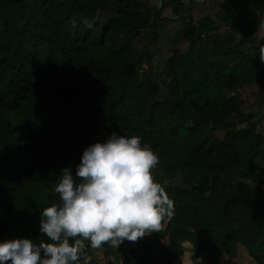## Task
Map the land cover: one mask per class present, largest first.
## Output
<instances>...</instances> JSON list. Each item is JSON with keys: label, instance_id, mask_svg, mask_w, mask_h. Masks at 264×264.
<instances>
[{"label": "trees", "instance_id": "16d2710c", "mask_svg": "<svg viewBox=\"0 0 264 264\" xmlns=\"http://www.w3.org/2000/svg\"><path fill=\"white\" fill-rule=\"evenodd\" d=\"M262 46L264 0H0V242H47L61 170L116 132L158 156L173 214L82 257L264 264Z\"/></svg>", "mask_w": 264, "mask_h": 264}, {"label": "clouds", "instance_id": "9594fccd", "mask_svg": "<svg viewBox=\"0 0 264 264\" xmlns=\"http://www.w3.org/2000/svg\"><path fill=\"white\" fill-rule=\"evenodd\" d=\"M258 53L264 62V46ZM157 164L158 156L137 135L112 132L85 146L75 171L61 170L54 186L59 202L39 213V231L47 242L4 240L0 264H90L91 257L81 255L85 240L96 249L158 232L162 220L172 216L173 203L154 180Z\"/></svg>", "mask_w": 264, "mask_h": 264}, {"label": "rangeland", "instance_id": "374dc122", "mask_svg": "<svg viewBox=\"0 0 264 264\" xmlns=\"http://www.w3.org/2000/svg\"><path fill=\"white\" fill-rule=\"evenodd\" d=\"M172 30L178 28L177 24H173V26L171 27ZM135 245V242L130 244V248H133ZM128 255V254H127ZM126 255H122L121 256V260L123 261V263H115V264H124V257ZM98 257H102L101 254H98ZM181 264H194V261L192 259V252L187 250L185 253V256L180 260ZM234 264H256L255 261L250 257V255L248 254L247 250L243 247L239 248V255L236 257V259L234 260Z\"/></svg>", "mask_w": 264, "mask_h": 264}, {"label": "water", "instance_id": "95a60500", "mask_svg": "<svg viewBox=\"0 0 264 264\" xmlns=\"http://www.w3.org/2000/svg\"><path fill=\"white\" fill-rule=\"evenodd\" d=\"M163 2V1H162Z\"/></svg>", "mask_w": 264, "mask_h": 264}]
</instances>
